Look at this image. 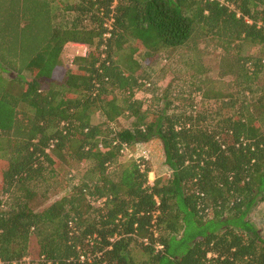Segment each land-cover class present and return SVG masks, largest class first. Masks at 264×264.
Here are the masks:
<instances>
[{
  "label": "trees",
  "instance_id": "trees-1",
  "mask_svg": "<svg viewBox=\"0 0 264 264\" xmlns=\"http://www.w3.org/2000/svg\"><path fill=\"white\" fill-rule=\"evenodd\" d=\"M205 38L218 78L197 60L161 91L142 66L171 50L195 67ZM152 139L170 170L154 182L122 161ZM0 165L6 264H264V0H0Z\"/></svg>",
  "mask_w": 264,
  "mask_h": 264
},
{
  "label": "rangeland",
  "instance_id": "rangeland-1",
  "mask_svg": "<svg viewBox=\"0 0 264 264\" xmlns=\"http://www.w3.org/2000/svg\"><path fill=\"white\" fill-rule=\"evenodd\" d=\"M200 50L204 53H202V56H196L194 64L195 67H188L185 63V59L187 58V54L185 51H171V50H164L162 54H159L157 59L154 61L151 67L149 65V62L143 61L142 66L146 68L148 71H151L153 76L159 80L158 84L161 86L160 90L163 91L164 88H166L169 84H180L182 86L188 85L186 84V80L190 75V72L197 71V60L202 61L203 66H208L209 70L205 72L208 77L212 78H218L219 77V70L222 68V55L223 52L220 47L217 46L216 40L214 39H201L200 42ZM253 51H258L257 48H253ZM84 52L83 46H75L68 47L67 50L62 54V59L65 64H71L73 58L77 54H82ZM137 58H141L142 55L136 54ZM141 60V59H139ZM202 69V68H201ZM189 79V78H188ZM137 96L139 98H149L150 95L146 92H137ZM95 120H99L95 116ZM132 119H125L120 118L117 122L118 125L122 127H128L131 124ZM143 151L148 152L149 154V163L151 165L152 171L149 174V178L151 182H154L155 180L159 179H166L170 175V170L165 164V154H164V148L163 144L160 139H152L147 142H140L137 145L134 146L132 149V153L140 154ZM131 157L126 154L122 157V161L129 160ZM0 168L2 166L0 165ZM83 167L80 168L82 170H79L76 174L77 176H81L83 172ZM1 180V179H0ZM42 198H38L35 200V204L37 207L41 208L43 205ZM47 204V203H45ZM249 219L253 222V224L256 226L258 231L262 236H264V202H260L256 204V206L251 210L249 213ZM181 238V237H180ZM31 246L32 250H36L38 248L37 244V238L35 236L31 239ZM186 245L181 246V250L186 249ZM35 253V252H34ZM134 258L136 261H143L148 259V255L144 253L140 248H136L134 250ZM153 264V263H151ZM159 264H170L167 261H163Z\"/></svg>",
  "mask_w": 264,
  "mask_h": 264
},
{
  "label": "built area",
  "instance_id": "built-area-1",
  "mask_svg": "<svg viewBox=\"0 0 264 264\" xmlns=\"http://www.w3.org/2000/svg\"><path fill=\"white\" fill-rule=\"evenodd\" d=\"M221 1L222 3H225V0H219ZM114 21V17L112 16V18L106 23V26L110 29H112V23ZM248 21H251V20H248ZM111 36V33L110 31H108L106 34H105V37L108 38ZM76 45V44H74ZM79 46H83L84 47V52H82V55H85L87 52H88V46L85 45V44H78ZM77 46V45H76ZM147 85H150L149 83H147ZM122 153L124 155L128 154L131 158H135L139 163H140V166L142 169H145L146 168V165H147V162L149 161L150 157H149V154L148 152L146 151H143L142 153L140 154H137V153H132V149L126 147L122 150ZM106 200V198H101L97 201V205H101L103 204V202ZM83 259H85V256H82ZM26 260H28V258H25ZM0 264H6L4 262V260H2V258H0Z\"/></svg>",
  "mask_w": 264,
  "mask_h": 264
},
{
  "label": "crops",
  "instance_id": "crops-1",
  "mask_svg": "<svg viewBox=\"0 0 264 264\" xmlns=\"http://www.w3.org/2000/svg\"><path fill=\"white\" fill-rule=\"evenodd\" d=\"M76 45L79 46L78 44H76ZM76 45H75V46H76Z\"/></svg>",
  "mask_w": 264,
  "mask_h": 264
}]
</instances>
